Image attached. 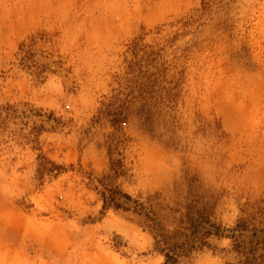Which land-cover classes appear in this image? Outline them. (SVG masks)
Returning a JSON list of instances; mask_svg holds the SVG:
<instances>
[{
	"label": "rangeland",
	"instance_id": "1",
	"mask_svg": "<svg viewBox=\"0 0 264 264\" xmlns=\"http://www.w3.org/2000/svg\"><path fill=\"white\" fill-rule=\"evenodd\" d=\"M166 256L264 264V0H0V264Z\"/></svg>",
	"mask_w": 264,
	"mask_h": 264
},
{
	"label": "trees",
	"instance_id": "2",
	"mask_svg": "<svg viewBox=\"0 0 264 264\" xmlns=\"http://www.w3.org/2000/svg\"><path fill=\"white\" fill-rule=\"evenodd\" d=\"M166 257H167V256H166ZM171 260H172V259L169 260V258L167 257V258H166V261H165L164 264H173ZM170 261H171V262H170Z\"/></svg>",
	"mask_w": 264,
	"mask_h": 264
}]
</instances>
